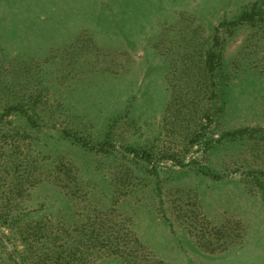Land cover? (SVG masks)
Here are the masks:
<instances>
[{"label": "rangeland", "instance_id": "obj_1", "mask_svg": "<svg viewBox=\"0 0 264 264\" xmlns=\"http://www.w3.org/2000/svg\"><path fill=\"white\" fill-rule=\"evenodd\" d=\"M0 224V264H264V0H0Z\"/></svg>", "mask_w": 264, "mask_h": 264}, {"label": "trees", "instance_id": "obj_2", "mask_svg": "<svg viewBox=\"0 0 264 264\" xmlns=\"http://www.w3.org/2000/svg\"><path fill=\"white\" fill-rule=\"evenodd\" d=\"M256 7H257V5H256ZM251 18H253V14L251 15V13L246 12V13H244L240 17V19L238 21L234 22L233 25L239 24L240 22L241 23H243V22H250ZM216 40H217V38H216ZM211 55L212 54H210V56H209V60H208V63L207 64H208L209 70L211 72H213L215 68H214V65L212 63V60L210 59L211 58ZM13 112H21L23 115H25V117L28 119V121L30 123L31 122L33 123L34 122L33 119H32V117H31V115L29 114V112L26 111V110H23V108H20V107H17V106H13V107H10L8 109V111H7L8 114H11ZM145 158H147V160H149L150 155L146 154L145 155ZM4 234L5 233L2 230V225L0 224V242H2L4 240V237H5ZM136 242L139 244V246H141L140 243H139V241H138V239H136ZM16 262H17L16 264H23L22 262H19L18 260ZM157 263L158 264H162L161 262H157Z\"/></svg>", "mask_w": 264, "mask_h": 264}]
</instances>
